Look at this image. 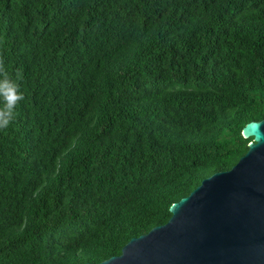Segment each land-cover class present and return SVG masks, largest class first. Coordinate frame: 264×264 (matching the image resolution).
Listing matches in <instances>:
<instances>
[{
    "label": "trees",
    "instance_id": "16d2710c",
    "mask_svg": "<svg viewBox=\"0 0 264 264\" xmlns=\"http://www.w3.org/2000/svg\"><path fill=\"white\" fill-rule=\"evenodd\" d=\"M0 59V264L119 255L264 119V0H0Z\"/></svg>",
    "mask_w": 264,
    "mask_h": 264
},
{
    "label": "water",
    "instance_id": "95a60500",
    "mask_svg": "<svg viewBox=\"0 0 264 264\" xmlns=\"http://www.w3.org/2000/svg\"><path fill=\"white\" fill-rule=\"evenodd\" d=\"M241 134L252 140L230 169L204 178L169 206L166 223L97 264H264V119Z\"/></svg>",
    "mask_w": 264,
    "mask_h": 264
},
{
    "label": "clouds",
    "instance_id": "9594fccd",
    "mask_svg": "<svg viewBox=\"0 0 264 264\" xmlns=\"http://www.w3.org/2000/svg\"><path fill=\"white\" fill-rule=\"evenodd\" d=\"M22 78L18 70L13 78L0 59V130L6 129L15 120L17 105L24 99L18 81Z\"/></svg>",
    "mask_w": 264,
    "mask_h": 264
}]
</instances>
